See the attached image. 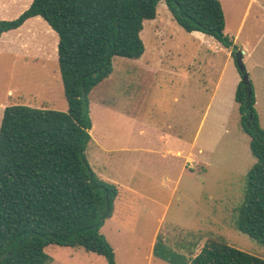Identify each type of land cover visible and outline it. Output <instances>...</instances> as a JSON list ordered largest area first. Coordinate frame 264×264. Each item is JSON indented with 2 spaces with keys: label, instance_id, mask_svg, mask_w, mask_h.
<instances>
[{
  "label": "rangeland",
  "instance_id": "374dc122",
  "mask_svg": "<svg viewBox=\"0 0 264 264\" xmlns=\"http://www.w3.org/2000/svg\"><path fill=\"white\" fill-rule=\"evenodd\" d=\"M32 1L0 0V20L18 18ZM224 4L225 34L233 42L236 38L235 46L243 53L249 78L251 72L253 78L264 79V0ZM164 5L158 9H166ZM174 25L173 38L163 49L168 55L163 57V67L165 71L175 69L177 76L168 73L163 79L159 75L152 86L134 60L113 57L112 74L89 96L93 125L86 158L98 180L119 189L115 213L101 233L114 248L117 264H170L153 256L159 238L169 249L191 259L210 238H222L230 246L264 259V245L237 228L247 189V170L253 164L251 159H256L250 151V137L242 130L236 101L231 106L230 98L222 99L226 109L221 111L224 121L217 127L216 136L208 139L210 129L206 124L200 138V144L207 140L212 151L199 154L196 146L192 151L195 162L185 161L191 153L189 145L160 142V131L148 137L139 134L141 123L161 130L165 120L176 115L181 127L197 126L198 131L207 112L210 98L197 97V86L205 73V67L198 63L203 61L205 49L201 50L190 34ZM142 39L147 57L149 44L145 35ZM58 42V36L42 18L1 33L0 124L4 109L17 104L67 111L58 67ZM198 50L201 55L197 61ZM185 109L191 113L189 120L188 114L182 113L188 112ZM255 109L264 126V94L258 97ZM181 127L178 130L183 133ZM104 134L102 146L98 142ZM179 150L181 156L177 155ZM197 157L203 160L198 166ZM46 253L51 258L49 264H107L103 257L82 248L51 245Z\"/></svg>",
  "mask_w": 264,
  "mask_h": 264
},
{
  "label": "trees",
  "instance_id": "16d2710c",
  "mask_svg": "<svg viewBox=\"0 0 264 264\" xmlns=\"http://www.w3.org/2000/svg\"><path fill=\"white\" fill-rule=\"evenodd\" d=\"M165 3L187 33L200 32L232 49L219 0H33L14 20H0V35L42 18L59 38V74L67 111L8 106L0 124V264H49L51 246L82 248L117 264L101 233L115 213L119 189L97 179L86 158L91 141L90 94L113 72V57L138 60L145 53L143 24ZM237 65V63H236ZM244 78L246 69L240 70ZM241 81L235 101L242 130L256 159L247 176L238 230L264 245V129L252 82ZM155 258L170 264H264V259L210 238L188 258L158 239Z\"/></svg>",
  "mask_w": 264,
  "mask_h": 264
},
{
  "label": "crops",
  "instance_id": "0c3cea01",
  "mask_svg": "<svg viewBox=\"0 0 264 264\" xmlns=\"http://www.w3.org/2000/svg\"><path fill=\"white\" fill-rule=\"evenodd\" d=\"M229 1L233 2V1H243V0H220L225 13H226V8H225L224 3L226 2V4L229 5ZM164 4L165 3L159 4L158 8H160V6H163ZM230 5H234V4H230ZM164 6H166V4ZM165 8L166 9H163L162 11H160V9L157 10V16L155 19L147 20L144 22L143 30H142L140 36L142 39V36L145 35V39L149 44V53H148L149 55L146 57V54L148 51H147L146 44L142 39V41L145 45V53L143 54V56L140 59L134 60L135 65L138 66L139 68H142L146 72L147 78H149V80H151V82H152V86H154L156 80H158L159 75H160V78L163 77V79L164 78L166 79V77H167L166 74H168V73L171 74L172 76L178 75L177 74L178 72L175 69H172L171 71H165L164 67H163L165 64L164 58L168 57L167 53L163 49H164L166 43L170 39L173 38L171 29L174 28V26H175L174 24H177L175 22V20L173 19V17L171 15L170 11L168 10L167 6ZM249 9H250V3L248 4V6L245 10V14L248 13ZM36 18H40V17H36ZM33 19H35V18H33ZM33 19H31V20H33ZM31 20H29V21H31ZM29 21H27L24 24V26ZM146 24H148L147 27H146ZM24 26H22L21 28H23ZM13 31H15V30H13ZM188 34H190L191 37L195 41H197V45L199 46V48L201 50L205 49V52H206L205 57L202 58L203 61L198 63V66L205 67V73H204L203 79L199 81V84L197 86V92H199V93H197V97L200 98V97H203V95H205V96H208L210 98V101H209V104L207 106V112L200 122L198 131H197V126H194L193 128H191L190 125L189 126L186 125V127H184V128L181 127V125H180L181 122L179 120V117L176 115V116L168 117L165 120L161 130H159L153 126H147V125L141 123L140 127L142 129L139 131V134L143 137H145V136L148 137L150 135V133L154 134V133L160 131L159 134L156 133V134H158V141H160V142H165V141L171 140V141H175V144H177V145H183V146L189 145L191 147L190 148L191 153L188 154V156H187L188 158L185 159V161L192 163V161L195 162V155L192 153V151H193V149L196 148V146L199 149V151H198L199 154H202V152L205 150H207L208 152L211 153L212 147H209L206 144L207 140L205 141L206 143L204 142V143H202V145L200 144V138L202 136L203 130H204L206 124H208V128L210 129V133H209L210 136L208 139L212 140L214 138V136H216V130L218 129L217 127H219V124L222 121H224V119L221 116V111H223V109H226L224 104H223L222 99L227 98V97L230 98V105L233 106V101H235L236 90H237V87L241 81V78H240V75H239L237 68H236V65H235L236 62H235L233 55H232V49H228V48L224 47L220 42H218L217 40H215L212 37H208V36L204 35L203 33L192 32V33H188ZM235 42H236V38H235V41L233 42L234 46H235ZM168 53H171V51L169 50ZM200 55H201V53L199 54V50H198L197 61L200 59ZM243 60H244V58H243ZM193 62H195V58H194ZM262 72L264 73L263 68H262ZM250 78H251V82H252V85H253V88L255 91L254 93L256 96V108H257L258 97L260 96V94L261 95L264 94V79L263 78L260 79L258 77L253 78V76H251V72H250ZM259 79L261 80V82ZM147 81H148V79H147ZM185 110H187L188 112L182 111V113L183 114L187 113L188 114L187 120H189V117H191V113H190L189 109H185ZM139 111H140V109H139ZM258 112H259V110H258ZM177 117H178V119H177ZM259 117H260V113H259ZM261 117H260V124H261V127L264 129ZM137 123H139V122H137ZM190 124H191V122H190ZM177 126H180L181 130H185V131L183 133L179 132L180 130H178V129L180 127L177 128ZM192 130H195V132H193L194 134L190 138V137H188V134ZM172 131H175V132H172ZM105 136L106 135L104 134L101 137H99L100 141L98 143L102 146H103L102 142H103V140H105ZM104 151L107 152L106 149ZM165 154H163V155H165ZM181 154H182V152L179 150L177 155L181 156ZM202 162H203V160L201 158L197 157V166ZM251 163H253L252 164V166H253L256 163V160L254 161L253 159H251ZM205 165L209 166V164H207V163H205ZM250 168H248V170H247L248 172H249Z\"/></svg>",
  "mask_w": 264,
  "mask_h": 264
},
{
  "label": "water",
  "instance_id": "95a60500",
  "mask_svg": "<svg viewBox=\"0 0 264 264\" xmlns=\"http://www.w3.org/2000/svg\"><path fill=\"white\" fill-rule=\"evenodd\" d=\"M236 63L237 66L239 67L240 70H245V65L243 62V53L242 52H237L236 54ZM243 82L248 86V92H250L249 86H250V82H249V77L247 75L244 76L243 78Z\"/></svg>",
  "mask_w": 264,
  "mask_h": 264
}]
</instances>
